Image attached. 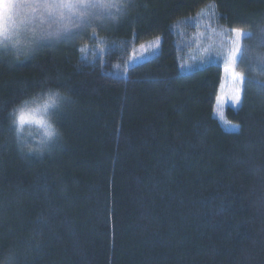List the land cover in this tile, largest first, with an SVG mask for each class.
I'll use <instances>...</instances> for the list:
<instances>
[{
    "label": "trees",
    "instance_id": "obj_1",
    "mask_svg": "<svg viewBox=\"0 0 264 264\" xmlns=\"http://www.w3.org/2000/svg\"><path fill=\"white\" fill-rule=\"evenodd\" d=\"M211 3L215 17L197 15ZM107 11L60 39L0 48V259L15 250L19 264H264V87L248 84L243 106L223 109L236 129L215 115L229 29L256 33L264 0ZM158 36L162 49L131 63ZM49 86L73 103L55 113L63 136L51 153L30 155L9 109Z\"/></svg>",
    "mask_w": 264,
    "mask_h": 264
},
{
    "label": "rangeland",
    "instance_id": "obj_2",
    "mask_svg": "<svg viewBox=\"0 0 264 264\" xmlns=\"http://www.w3.org/2000/svg\"><path fill=\"white\" fill-rule=\"evenodd\" d=\"M132 0H13L19 7L15 9L12 20L8 22V35L11 40L5 43L6 38L0 36V48L5 50L28 47V41H53L56 38L49 33L60 31V37L68 35L74 29L82 26L88 18L84 13H90L97 20L99 15L114 13L120 5L130 4ZM95 4L97 7L88 8L85 5ZM43 5H69L68 7H43ZM105 12V13H104ZM116 13V12H115ZM106 20V19H105ZM248 33V31H244ZM231 36L230 41L233 39ZM136 46L131 53V63L136 64L147 59L157 49L150 44L151 41ZM14 42V43H13ZM141 45H146L141 49ZM231 43H229V51ZM228 63V60H227ZM226 63V65H227ZM225 65V66H226ZM224 66V67H225ZM222 72V79L218 89L215 115L226 129H236V125L227 124L222 112L226 106L237 107L234 98L239 87L230 72ZM237 70V69H236ZM238 71V70H237Z\"/></svg>",
    "mask_w": 264,
    "mask_h": 264
},
{
    "label": "clouds",
    "instance_id": "obj_3",
    "mask_svg": "<svg viewBox=\"0 0 264 264\" xmlns=\"http://www.w3.org/2000/svg\"><path fill=\"white\" fill-rule=\"evenodd\" d=\"M7 37L5 43L11 40ZM14 43V42H13ZM71 95L58 87H44L9 109L10 124L17 136L22 133L25 139L17 140L22 152L30 155L44 156L51 153L63 132L56 122V112H62L66 106L72 104ZM0 264H19L15 250H9L0 259Z\"/></svg>",
    "mask_w": 264,
    "mask_h": 264
},
{
    "label": "snow or ice",
    "instance_id": "obj_4",
    "mask_svg": "<svg viewBox=\"0 0 264 264\" xmlns=\"http://www.w3.org/2000/svg\"><path fill=\"white\" fill-rule=\"evenodd\" d=\"M69 5H43V7H68ZM19 5L13 3V0H0V36L7 38L8 35V22L12 20L13 13ZM88 8H95L97 5H85ZM216 5L214 3L208 4L204 9H201V12L197 15H202L205 11H208L212 14L213 17L216 16ZM88 17V22L85 27L91 26V19L93 18L90 13H84ZM188 23V21H185ZM173 26L169 27L171 31ZM229 33L233 35V39L230 41L231 48L228 53V63L224 67V71L230 72L231 76L238 83L239 87L237 89V94L234 98L235 105L237 107H242L244 103V94L247 92V85L255 82L257 85L264 87V79H260L259 76L252 79H249L247 73L249 72H258L260 75L264 76V24L258 26V31L256 33H245L242 29L233 27L229 29ZM49 36H52L56 39H60V31L57 30L54 33H49ZM135 36V34H134ZM255 38V43L253 45H246L243 43L245 39ZM76 37L69 36L65 42H73ZM95 39V37H93ZM135 39H139L138 36H135ZM103 43V41H101ZM127 45V41L124 42ZM150 44L154 49H162L163 38L156 37L154 41H151ZM146 45H141V49H144ZM223 58V57H221ZM237 67H243L244 72L237 71ZM237 126V131H238Z\"/></svg>",
    "mask_w": 264,
    "mask_h": 264
}]
</instances>
